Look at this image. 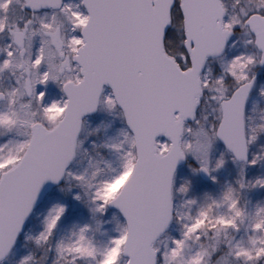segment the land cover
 Returning a JSON list of instances; mask_svg holds the SVG:
<instances>
[{"label": "snow or ice", "instance_id": "6c2138e0", "mask_svg": "<svg viewBox=\"0 0 264 264\" xmlns=\"http://www.w3.org/2000/svg\"><path fill=\"white\" fill-rule=\"evenodd\" d=\"M0 35V130L11 134L0 142V264L49 182L93 216L115 208L123 218L102 245L88 223L57 241L54 264H264V203H241L245 190L264 189V177L245 178L264 160L249 159L264 123H248L264 73V0H0ZM101 110L127 125L102 145L120 166L73 170L86 117ZM226 154L239 165L236 186L195 215L178 213L174 193L189 191L187 181L175 185L178 165L191 157V170L215 181ZM65 211L54 204L29 238L49 244ZM174 218L185 221L181 235L160 247Z\"/></svg>", "mask_w": 264, "mask_h": 264}, {"label": "rangeland", "instance_id": "374dc122", "mask_svg": "<svg viewBox=\"0 0 264 264\" xmlns=\"http://www.w3.org/2000/svg\"><path fill=\"white\" fill-rule=\"evenodd\" d=\"M18 9V5L16 6ZM0 35V46L6 43ZM3 40V41H2ZM238 49H233L228 54L231 55ZM213 71H219L217 62L212 64ZM0 85L7 86L8 80L0 77ZM264 86V73L258 75L256 87L248 102L250 127L256 128L259 124L264 123V97L259 95V89ZM55 94L57 89H52ZM105 91H110L106 89ZM3 104H0V108ZM126 123L122 118L115 113H107L99 111L96 115L87 118L81 139L83 140V148L78 153L77 158L72 165L73 170H83L88 168L92 171L94 167L103 169L102 175L112 174L111 169H118L121 163L120 155L117 152L109 151L102 147L105 142H113L122 139L120 135L121 129L126 128ZM11 134H3L0 130V142L9 138ZM95 141L96 147H93ZM84 149H87L86 151ZM223 151L222 143L218 144L217 148L212 151V156L218 157L220 152ZM254 154L264 155V134L258 136L257 140L249 146V159ZM225 165L212 173L216 176V180L206 182L203 180L199 173H194L191 168L198 167L197 162L191 157L188 158L186 165L182 166L175 177V185L178 188L182 183L187 181L189 183V191L185 193H174V205L178 213H189L195 215L200 206L206 205L210 202L208 199H219L225 190L226 186L231 184L236 186V180L239 174V165L231 160L229 154H226ZM191 165V167H189ZM110 166V167H109ZM258 177H264V160L259 161L256 165L247 166L245 169V178L254 180ZM67 189L68 184L64 181ZM73 192L75 189L72 190ZM186 199H194V204L191 209L184 206ZM56 203H63L66 205V211L57 224L53 232L49 244L37 245L34 239L43 230L44 217L47 215L48 210ZM241 203H246L248 209L251 211L257 204L264 203V189L255 188L245 190L241 195ZM226 206H221L214 209L215 214L226 213ZM123 218L116 210L109 209L104 214H96L95 216L82 204L71 195L62 193L58 188L54 189L52 193L46 198L45 202L36 210L28 224L27 231L19 240L15 250L4 264H17V262L25 255L31 254L35 258V264H54L55 261V243L61 239L69 240L74 239L72 236L73 231H78L79 227L85 223L91 226L89 236L94 238L97 244H104L107 242L109 235H114V230ZM97 221H100L99 229H97ZM185 221L178 222L174 218V223L165 236L159 240V246L164 247L168 243V235L171 237L179 238L182 231V224ZM238 235L243 236L241 231ZM51 245V248H49Z\"/></svg>", "mask_w": 264, "mask_h": 264}, {"label": "water", "instance_id": "95a60500", "mask_svg": "<svg viewBox=\"0 0 264 264\" xmlns=\"http://www.w3.org/2000/svg\"><path fill=\"white\" fill-rule=\"evenodd\" d=\"M105 88H109V87H105ZM253 91V90H252ZM252 94V93H251ZM251 96V95H250ZM98 112V111H97ZM97 112H95V113H91V114H89L88 116H91V115H94V114H96ZM87 116V117H88ZM81 132H82V130H81ZM74 162V161H73ZM187 161H185V162H181L179 165H178V168H177V171H178V169H179V167L180 166H182V165H184L185 163H186ZM177 173V172H176ZM200 175L202 176V178L203 179H205V180H207V181H209L210 180V176L209 175H206V174H204V173H202V172H200ZM63 181H61V183H62ZM57 185H55V184H52V183H47V184H45V186L43 187V189H42V191H41V194H40V196H39V198H38V201H37V203L35 204V206H34V209H33V211H32V213L29 215V217L25 220V223H24V226H23V229H22V231H21V233L19 234V236H18V238H17V241H18V239H19V237L25 232V230H26V228H27V223H28V221H29V219H30V217L33 215V213L35 212V210L42 204V202L44 201V199L46 198V196H47V194L54 188V187H56ZM174 203V202H173ZM111 209H115V208H111ZM117 210V209H116ZM173 222V221H172ZM172 222L169 224V227H168V229L170 228V226H171V224H172ZM167 229V230H168ZM167 230H166V232H167ZM17 241H16V243H15V245H14V247H13V249L15 248V246H16V244H17ZM13 249H12V251H13ZM11 254V253H10Z\"/></svg>", "mask_w": 264, "mask_h": 264}, {"label": "flooded vegetation", "instance_id": "af4514ba", "mask_svg": "<svg viewBox=\"0 0 264 264\" xmlns=\"http://www.w3.org/2000/svg\"><path fill=\"white\" fill-rule=\"evenodd\" d=\"M1 38H2L3 40H4V39L6 40V37H5V36H1ZM3 40H2V41H3Z\"/></svg>", "mask_w": 264, "mask_h": 264}]
</instances>
